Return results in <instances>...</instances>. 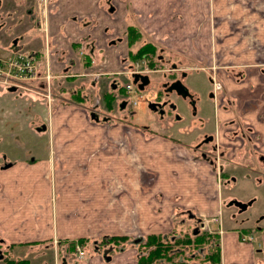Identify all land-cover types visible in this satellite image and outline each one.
Here are the masks:
<instances>
[{"label":"crops","instance_id":"1","mask_svg":"<svg viewBox=\"0 0 264 264\" xmlns=\"http://www.w3.org/2000/svg\"><path fill=\"white\" fill-rule=\"evenodd\" d=\"M221 1L217 9H220ZM126 2L114 0L116 12L113 19L101 0H63L60 4L62 14L53 15L46 22L47 27H51L54 48L47 46L41 29L25 27L28 32L26 40L31 42L26 50L36 54L42 74L49 66L56 78L52 84L62 85L58 93L52 85L51 93L64 102L54 106L45 104L42 112L31 111L30 102L0 89V138H3L5 125L13 119L20 131L27 130L38 140L0 141V236L8 244L25 246L51 240L93 243L97 239L129 237V241L121 243L129 246L130 238L135 237L127 235L132 226L140 230L137 236L157 237L170 229L194 227L200 220L212 225V221L221 216V264H264V216L253 225H247L245 221L238 223L235 220L239 219V212L233 206L229 207L231 200L252 205L260 197L256 192H232V188L225 186L239 185L240 182L232 177L233 172L241 171L249 173V178L252 176L249 171L251 161L245 150L239 147L240 142L231 140L223 129L216 133L227 147L239 148L236 154L225 150L223 160L232 178L219 180L210 163L199 157L196 148H193L194 152L191 149L203 139L201 134L191 143L172 136H168L170 139L163 136L148 139L125 124H95L85 116L87 109L91 108L90 103L86 105L84 102H89L90 96L97 94L98 86H91L89 78L96 81L97 74L107 78L100 91L105 96H115L116 91L110 84L117 78L111 79L112 76L107 74L120 69L121 53L132 61L129 40L123 38L128 27L137 28V34L141 35L139 41H145V32L154 31L158 39H166L161 42L156 36L145 34L158 41L156 43L175 41L169 46L173 49L182 48L185 43L187 35L180 34L181 27L173 36L170 31L166 36H160L156 23ZM196 3L202 7V0H180L177 5L191 8ZM214 4L217 6V0ZM177 5L170 7L174 9ZM130 11L135 12L133 25L129 20ZM40 23L42 25V20ZM262 26L260 23L261 30ZM113 34L121 35L120 44L108 43ZM210 35L206 31L204 41L194 43L192 48L195 45V48L205 50L218 48V42L213 43ZM178 37L182 39L178 41ZM23 40L16 44L23 46ZM206 42H209L208 48H205ZM3 44L6 45L0 41V48ZM141 46L137 45V50ZM19 49L24 48L15 50ZM0 51L6 53L9 50ZM238 51L246 61L243 64L255 63L254 55H246L247 48H238ZM247 67L249 76L245 80L225 78L224 86L234 96L235 103L234 107L218 111V123L239 115L259 130L264 146V124L256 121L258 114H264V74L258 72L259 64ZM80 90L85 94H80ZM68 100L70 102L65 103ZM17 102L23 114L15 112L19 107ZM106 103L112 108L108 99ZM209 132L215 133L213 129ZM124 136L127 142L122 144ZM42 137L48 138L45 141ZM250 183L259 188L255 181ZM225 214L226 218H223ZM254 227L263 234L256 245L243 242L242 233L249 235ZM135 249L130 245L124 255ZM127 256L113 264H128L132 257Z\"/></svg>","mask_w":264,"mask_h":264},{"label":"rangeland","instance_id":"2","mask_svg":"<svg viewBox=\"0 0 264 264\" xmlns=\"http://www.w3.org/2000/svg\"><path fill=\"white\" fill-rule=\"evenodd\" d=\"M6 1L7 0H4V2ZM36 1L37 13L34 15V19H30V17H27L26 13H24L25 10H22V13H15L16 8H13L14 5L11 3V0L8 1L10 2V4H8L9 6L2 7L3 9L0 10V41H3L8 46L3 44L0 50L7 49L11 51L17 48H24L20 50L25 52L28 51L26 50V48L31 46V42L26 40L28 37V32H25L26 30L24 29L25 27H30V29L35 28L36 24L38 25V22L41 21L39 19L40 16L38 13L40 8L39 6H41V4L48 5L47 8L43 7L44 10L48 11L42 13V31H44L47 46H51V48H54L52 43V33L50 31L51 27L49 29L46 22L48 23L49 17H53V15L63 12V6H60L63 0ZM101 1L104 2L102 4L105 5L104 8L106 9L107 13H109L110 16L114 19L113 15L116 12V7L113 4L114 0ZM185 1L189 2L191 0ZM219 1L220 0H217L216 6L214 4L215 0H202L201 8L197 3L194 4L196 6H192L190 8L185 5H177L180 0H127L126 3H130L133 6L132 8H134V10L143 11V13H145V15H147L151 19V21L156 23L155 27L159 28L160 36H166V33L168 31H170L173 36L176 34L178 28L181 27L182 29L179 30L180 34L187 35L185 43H182V48H169V46L173 45L175 41L171 43L167 41L166 44L164 43L165 45L156 43L158 41H155L153 39L155 38L154 36L157 37L156 32L153 31L151 33L150 31H148L145 32V34L150 33L149 35L153 38H149L144 34V38H146L145 41L138 40L139 42L133 46V44L131 43V40L133 38L131 39L130 34L127 30V32L125 33L126 36L123 38H128L129 40V42L127 41V43L129 44V52H132L134 50L137 51V45L140 46L145 44L144 42L149 41L154 43L153 45L155 46V55L149 56L146 60H144L143 58L139 59V61L137 62H134L130 61L127 57H125V54L121 53L120 56L122 63L120 64V69L113 73H103L112 76L109 77L111 79L117 78L115 79L113 84H110L111 89H113L114 92L116 91L114 93L115 96H105V93L100 91V88H102V83L107 80V78H103L102 76H100V74H97L96 77H94V75L92 74V76L94 78H97V80L93 81L91 79L92 77H90L89 79L92 81L91 86L94 87L96 86V84L98 86L96 90L97 94H92L93 97L90 96V100L88 99L89 96L86 97L89 102H84L85 104L90 103L91 108L87 109L88 113L87 115H85L87 116V119L91 123L96 124L97 122L92 118V116L94 117V115L99 113L101 116H103V120L106 117H110L109 124L111 126H115L118 123L125 124L127 125V128L133 127L135 130H137L139 135L141 134L148 139L150 137L157 138L162 136L170 139V137L168 136H172L176 138L178 137V139H180L184 143H191L195 141L196 137L200 134L204 136L203 138L212 135L210 134L209 130H215L217 126L216 123H214L216 122V111H214V109L216 108L215 106H213L210 100V94L212 91V82L210 78L214 77L215 80L217 82H221L222 85L226 84V77H228V79H234L236 81H243V79H246L249 76V70L247 66H257L258 64L260 65L258 72L264 74V0H222L220 9H217ZM172 4H175L177 6H175V8L173 9L170 7ZM28 6H30V4L24 7L28 8ZM128 15H131L132 20L130 17L129 20L131 21V25H133L135 12L130 11ZM260 23L263 25V30H261ZM185 26L187 27L185 28ZM208 26H210L209 30ZM21 31L23 33L20 36ZM206 31H208V33H211L210 36L212 37L213 43L218 42L219 47L210 49L207 47V45H209V42L208 44L206 42L205 48H208L207 50L203 48H195L197 45L192 48V45H194V43L198 44L200 40L204 41V35ZM112 38V41H110L111 38H109V44H111V42H113V44L121 43V35H119L118 37L117 35L113 34ZM158 38L159 37H157L156 40H159L161 42H164L166 40L164 38L163 40ZM181 39V37H178V41ZM21 40H23V44L25 46H19L16 44ZM225 48H228V51H226ZM238 48L239 50L241 48H247L246 55H254L253 60L255 63L243 64L246 61L242 59L241 51H238ZM257 50L259 53L257 52ZM148 61H152V64H154L155 68L149 66ZM137 63L140 65L138 69L139 75L136 72L137 76H140L141 78L144 76L149 77V84L142 91L138 89V85H134L131 78H128L131 75L130 71L135 70ZM132 65L135 66L132 67ZM183 74L185 75L184 79ZM125 75L127 78L125 77ZM101 77L103 79H101L100 83H97L98 79H100ZM182 79L183 84L190 92V96L186 98L176 91L168 92V87L174 85L173 83L178 80L182 81ZM115 83L116 88L114 87ZM130 83L133 84V89H135V93L137 92V94H134L132 97H126V92L125 94L124 92L123 94H120V90L122 88L124 89L126 85ZM35 85L36 82L29 84L30 88H33ZM46 85L48 86V84ZM52 85L54 86L57 93L58 91H61L62 85ZM41 86H44V84L41 83ZM39 89V93L41 94H33L32 97H29L28 95H19V93H15V95H17V98H20L21 96L20 100L22 101L27 100V103L30 102L31 111L37 109L42 112L43 109H45V104L50 106L56 103L60 104L64 102L61 99L55 98L51 91H42L41 87ZM224 90L227 95L231 96L232 99L234 98L231 93H227L225 86ZM9 94L14 95L12 91H10ZM80 94L85 93L84 91L80 90ZM86 94L91 95L89 93ZM43 95L46 97H44ZM107 99L110 101L112 108H109L107 106ZM124 101L128 102V106L126 109L121 108V105L125 103ZM68 102H70V100L65 103ZM21 105H23V102H21ZM16 106L19 107L15 112H20L23 114L20 103L17 102ZM12 120L7 123L8 125H5V129L4 131H2L3 138H0V141H16V143L20 141H38L37 138L30 134L27 130L20 131L19 128L14 125ZM99 123L102 124V121ZM102 125H104V122ZM125 136L122 138V144L127 142V137ZM233 136L234 135H230V137L232 138ZM42 138L46 141V138L48 137ZM201 140L198 143H200ZM225 145L221 141L220 146L222 150H227L228 147H226ZM193 148L194 147L191 148L192 151ZM233 150H235V148ZM228 152H232V149H229ZM232 177L236 178L237 181L240 182L239 185H235L234 187H232V184H229L225 185L226 188H232L231 191L236 193L256 192L255 194L260 196L258 197L255 204L247 207V210L243 212L234 207V209H236L240 214L239 219L235 221H237L238 223H240L241 221H245L247 225L256 224L257 221L264 216V185L258 183V181L255 179V176L249 178L248 174H243L241 173V171L235 173L233 172ZM252 180L255 181V183L259 184V186H257L259 188H256L254 184L252 185L250 183ZM223 218H226V214L223 216ZM196 227L198 228L199 225H195L194 227H182L180 230L176 229L179 236L177 241L181 240L184 242L188 238L195 239L196 235L194 234V230L196 229ZM213 228L215 227L213 226ZM210 229L211 227H209L208 230L199 229V234L200 232H206L207 234H209L211 233V231H214ZM139 231V229H136L134 226H132L128 229L127 235L137 236L140 234L137 233ZM172 231L175 230L170 229L169 231L164 233L165 235L161 236L162 240L165 243L175 244V242L170 239V235L175 234L171 233ZM250 233L251 234H249V236H252L255 239L252 244L256 245V242L261 238L263 234H261V231H258L255 227L251 229ZM219 236V234L215 235V240L213 241V243L204 244L205 246L198 245L197 247L191 244L185 245V247L180 248L181 246L172 245L173 247L171 251H173L174 249H184L182 250V252H185L184 257L187 258L188 264H191L193 262H198L199 264H221V236ZM59 241L61 242V244H57L58 250L60 248H63V246L65 247L64 242L62 240ZM97 241L105 243L107 242V239H97ZM52 245L53 244H51L50 246ZM202 247H204L205 249L204 253L200 255V248ZM47 248H49L48 245L42 247L36 246V248H34L33 250L26 246L23 248H18L16 252L20 254H46ZM218 249H220L221 255L219 257V263H212V260H208L206 255H210L211 253L215 255V252H217ZM86 250L87 245L86 243H83L74 252H76V254L79 253L78 255L82 256ZM124 253L125 252L123 251L122 254H119V258L123 259L124 256H127V254L129 253L127 257L131 256L132 261L130 259V262H133V264H135L134 260H136V251L133 250L132 253H130L129 251L126 255H124ZM193 253H195L197 257L192 258L194 255ZM165 260L166 258L162 259L160 262H158V264H165Z\"/></svg>","mask_w":264,"mask_h":264},{"label":"flooded vegetation","instance_id":"3","mask_svg":"<svg viewBox=\"0 0 264 264\" xmlns=\"http://www.w3.org/2000/svg\"><path fill=\"white\" fill-rule=\"evenodd\" d=\"M8 1L9 0L4 2V0H0V10L3 9L2 7L9 6L8 4H10V2H8ZM11 3L14 5L13 8H16L15 13H22L23 12L22 10H25L24 13H26V16L30 17V19H34V15L37 13L36 12V8H37L36 7V5H37L36 0H19V1L18 0H11ZM29 4H30V6H28V8L24 7V6H27ZM39 7H40L39 12H38L39 16H40L39 19L42 20L41 19L42 13L48 11V10H44L43 7L47 8L48 5L47 4H41V6H39ZM40 22H38L39 26L36 24V28L38 30L41 29L40 31H42L43 26L41 25ZM42 33L44 34V31H42ZM132 61H133V59H132ZM137 61H139V60H134V62H137ZM150 63H151V61H148L149 66H152L153 68H155L154 64L151 65ZM133 66H135V65H132V67ZM47 70H49L48 72L51 75V80L53 81V79H55V76L53 75L49 66L47 67ZM133 71H135V70L130 71L131 75L128 78H131L134 85L135 86L138 85V87H139L138 89L140 91H142L149 84V77L144 76V77H147V80L144 81L141 79L140 76H137L136 73H132ZM138 75H139V73H138ZM135 76L139 77L138 82L135 81V79H136ZM184 77H185V75L183 74V79H184ZM183 79H182V81L178 80L173 84L176 85V83H178V82H181L183 84ZM210 80L212 82V91L210 94V97H211L210 100H211L213 106H215V108H216V109H214V111H216V122H214V123H216L217 128L215 130L213 129L215 131L214 134L209 135L206 138H203V140H201V142L198 143L197 146L194 148H196V150L199 151V154H200L199 157H202V159H205L210 163V165L213 167L214 172L216 173L219 180L230 179L231 173L228 172V170H227L228 166L226 167L225 160H223L225 157V154H226V152H225L226 149H223V150L221 149V146H220L221 141H220L219 135L216 134V133H218V131L220 129H223V131L226 132L229 136L234 135L233 138L229 137L231 140L240 142L239 147H242L245 150V153L247 154L248 159H250V161H251V164H250L251 166H249V169H250L249 171L251 172L252 176H255V179L258 181V183L264 185V146H262L263 145L262 134L259 132V130L251 122H248V120H245L244 118H242L239 115L237 118H235L233 120H227L225 122L218 123L219 122L218 117H217L218 111H220L222 109L226 110L228 107H231V106L234 107V103H233L234 101L232 98H230L231 96H229L225 93L224 85H222L221 82H217L214 77H211ZM243 80H245V79H243ZM140 85H143V88L140 89ZM174 87L175 86H173V85L168 87L169 88L168 92L176 91L177 93H179L176 90V88H174ZM41 89L43 91H45L44 86H42ZM122 89L120 90V94H123V92L125 94V91H123ZM225 89H226V86H225ZM226 91H227V89H226ZM51 92H52V89H51ZM188 92H189V90H188ZM227 93H228V91H227ZM20 94L26 95V96L28 95L29 97H32L31 94L19 93V95ZM180 95H182V94H180ZM188 96H190V92L188 93ZM20 98H21V96H20ZM142 99H143V97H142ZM127 106H128V102H125L124 104L121 105V108L126 109ZM254 111H256V110H254ZM258 115L259 116L256 118L257 119L256 121L258 123L264 124V114H258ZM92 118L98 124L101 121H102V124H103V122H104V124L110 123L109 122L110 117L109 118L106 117L103 120V116H101L99 113L94 115V117L92 116ZM231 126H233V128H230ZM226 147H227V145H226ZM234 148H235V150H233ZM229 149H232V152H229V154L230 153L236 154V151L239 148L234 147V146H228L226 151L228 152ZM233 151H235V152H233ZM229 154H227V157ZM229 161L232 162L231 160H229ZM229 161H227V162H229ZM227 162H226V164H227ZM248 175H249V173H248ZM235 201L240 202L242 204H247L248 205L247 207H249L251 205L249 202L245 203V202H241L238 200H231L229 202V207L230 206L236 207V209H239V211H242V212L247 210V207H246V209L242 210L235 205H231V203L235 202ZM212 222H213V224L211 225L209 223L205 224V222H203V220H200L199 227L198 228L196 227V229L194 230V234L197 236L199 234V229L208 230L209 227H211L210 230H214L213 232L211 231V233H209V234H207L206 232L205 233L200 232L199 235H202V234L208 235V237L210 238L209 243H213V241L215 240V235L219 234L221 236L223 233V222H221V216H218V218H215ZM207 226H208V229H207ZM213 226L215 228H213ZM171 233H175V234L170 235V239L173 242H176L177 239L179 238V236L177 234L178 231H176V232L173 231ZM122 238H126V237H122ZM147 238L148 237L145 238L144 236H135L134 238H130L131 242L129 243V246L121 244V243H124L127 240H129V237H127L126 241H124V242H121V241L116 242V241H113L112 239H109V241L107 239V242H105V243L95 241L92 244L89 242H85L84 240L70 241V242H65L64 243L65 247L63 246V248H60L59 250H58L57 244L60 245L61 242L56 241V240H51L50 242H44V243H41L38 245L28 246L30 249L34 250V248H36V246L42 247V246L48 245L49 248L46 249L47 250L46 254L45 253H35V254L22 253V254H20V253H17L16 250H18V248L26 247L25 244H21V245L8 244V243H6L7 241L2 236H0V264H113V262H115L117 259H119V254H122L123 251L125 252L126 251L125 249L130 247V245L136 248L135 249L136 250V260H134L135 264H140L139 261H141L142 258L148 256L152 252L153 247L150 248V247L145 246ZM241 239L243 242H247V243H249V241H250V243L255 241V239L252 236H249V235L244 234V233H242ZM82 242L86 243L87 250L84 252V254L82 256H79L78 255L79 253L76 254V252H74V251H76L77 248L83 244ZM45 243H48V244H45ZM51 244H53V245L50 246ZM182 250H184V249H174L173 251H171L168 256L169 257L175 256V257H173L170 260L168 258H166L165 264H187L188 260H187V258L184 257L185 252H182ZM49 251H51V252H49ZM202 253H204V249L200 248V255ZM193 254L194 255L192 258L197 257V255L195 253H193ZM206 256H208V254ZM163 259H165V258H163ZM161 260L162 259L158 260L154 264H158V262H160ZM127 263L133 264V262H127ZM191 264H199V263L193 262Z\"/></svg>","mask_w":264,"mask_h":264},{"label":"built area","instance_id":"4","mask_svg":"<svg viewBox=\"0 0 264 264\" xmlns=\"http://www.w3.org/2000/svg\"><path fill=\"white\" fill-rule=\"evenodd\" d=\"M41 64L32 51L11 50L6 53L0 51V89L6 91L14 89L15 93H27L39 95L41 83L44 84L45 91H51L52 80L49 70H45L42 74ZM139 64L132 73H139ZM36 82V85L30 88L29 84ZM48 84V86L46 85ZM133 84H127L123 89L126 97H132L135 93ZM39 90V91H38ZM42 90V89H41ZM43 91V90H42ZM47 94V93H45ZM44 96V95H43ZM46 97V96H44Z\"/></svg>","mask_w":264,"mask_h":264},{"label":"trees","instance_id":"5","mask_svg":"<svg viewBox=\"0 0 264 264\" xmlns=\"http://www.w3.org/2000/svg\"><path fill=\"white\" fill-rule=\"evenodd\" d=\"M128 33L130 34V37L131 39V43L134 44V42L136 40H138L141 35L137 34L138 33V30L137 28L133 27V26H130L128 27ZM155 46L151 43H146V44H143V46H141L136 53L134 52H130V55H131V58L133 60H139V59H147L149 56H153L155 55ZM151 65L152 64V61L150 63ZM113 241H116V242H124L126 241V238H113L112 239ZM210 242V238L208 237V235H198L196 236L195 239H190L188 238L187 240H185L184 242L179 240V241H176L175 244H170V243H165L161 236H157L154 235V236H148V238L146 239V243H145V246L147 247H153L152 248V252L141 259L140 264H154L155 262H157L158 260L160 259H163V258H168L169 260L172 259L173 257H169V253L171 252L172 250V247L174 245L176 246H181L180 248L182 247H185V245H191L193 244L194 246H197L198 245H204V244H209ZM173 245V246H172ZM205 246V245H204ZM203 249H205L204 247H202ZM216 254L213 255V253H211L210 255H208L207 259L209 260H212V263H219V257L221 256L220 255V249L217 250V252H215ZM188 264V263H187Z\"/></svg>","mask_w":264,"mask_h":264},{"label":"water","instance_id":"6","mask_svg":"<svg viewBox=\"0 0 264 264\" xmlns=\"http://www.w3.org/2000/svg\"><path fill=\"white\" fill-rule=\"evenodd\" d=\"M135 77H136L135 81L138 82L139 81V77H137V76H135ZM141 79L145 81V80H147V77H142ZM173 86H175L174 88H176V90L180 94H182L183 97H187L188 96L189 92H188L187 88L181 82H178V83H176V85L174 84ZM141 88H143V85H140V89ZM10 91H14V89H12ZM231 205H235V206L239 207L242 210L246 209V207L248 206L247 204H242V203L237 202V201L232 202Z\"/></svg>","mask_w":264,"mask_h":264},{"label":"bare ground","instance_id":"7","mask_svg":"<svg viewBox=\"0 0 264 264\" xmlns=\"http://www.w3.org/2000/svg\"><path fill=\"white\" fill-rule=\"evenodd\" d=\"M3 91L5 90V89H3V88H1ZM12 93H13V91H12Z\"/></svg>","mask_w":264,"mask_h":264}]
</instances>
